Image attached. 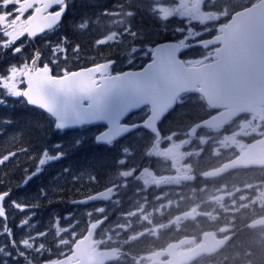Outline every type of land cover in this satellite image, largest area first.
Returning a JSON list of instances; mask_svg holds the SVG:
<instances>
[{
    "label": "flooded vegetation",
    "instance_id": "flooded-vegetation-1",
    "mask_svg": "<svg viewBox=\"0 0 264 264\" xmlns=\"http://www.w3.org/2000/svg\"><path fill=\"white\" fill-rule=\"evenodd\" d=\"M23 1L0 0V45L3 47L0 53V72L12 61L9 52H19L21 46L29 42L27 36L16 41L27 26L28 17L36 9L34 6L25 13L19 10ZM216 27L209 32L210 36L218 32ZM17 30L19 32L16 34ZM217 46L207 48V51H212V55ZM182 58L188 64L194 62L191 58ZM210 59L211 56L206 54L201 62ZM46 63H41L40 59L37 66ZM124 69L128 68L114 70L112 66L109 74ZM23 71L19 70L18 73L22 78L20 87L25 88ZM62 73L65 72L54 74ZM0 94L5 95L2 90ZM192 97H196L199 102L192 103ZM6 99L10 100L9 97ZM24 100L22 103L27 108L42 111L31 107ZM225 109L210 107L200 94L184 92L157 122V132L141 125L150 115V105H143L128 113L120 122L135 128L112 141L101 143L96 141V135L105 130L107 125H83L68 129L73 132V141L64 143V137L59 133L66 130H56L55 120L51 117L52 131L56 132L54 140L62 143L61 152L64 153L55 161L60 164L55 170L56 176L65 177L69 174L73 176L74 182L71 191H64V185L55 195L59 200L58 208L71 200V226L75 227V231L69 232L68 242H58L56 247L62 252L57 256L41 261L33 249L28 252L31 259H21L15 264H42L70 253L72 245L88 229L84 217L92 223L104 218L96 230L94 246L99 250L112 249L118 256L101 264H150L148 256L165 249L170 243L183 239V244L175 251H184L199 244L204 233L213 231L217 238L228 237V241L216 253L202 255L189 263L210 264L207 261L215 259L220 253L231 251L234 247L235 250H243L248 242L261 239L264 225L251 226L250 223L264 215V186L259 192L260 188L252 182L255 172L264 173V166L230 168L214 176L207 174L243 153L250 144L264 136V106L258 114L242 112L220 126H202L195 134L190 133L194 124ZM8 123L11 129L14 121L11 119ZM75 129L91 133L78 140ZM34 140L35 143L42 141L40 138L39 141ZM29 141L30 138L21 134H11L8 139L0 142H7L11 151L16 146H22L21 149L28 147L26 144L30 145ZM38 147H42V144ZM18 150L14 155L18 154ZM32 159L37 164L36 159ZM11 164L3 163L0 167L7 168ZM10 187L5 190L6 214H0V235L8 234L9 245L12 242L10 237L16 235L19 228L12 225L6 231L4 223H10L11 214L20 215L18 203L31 208L38 207L40 203L36 198L42 194L36 192V198L21 199L14 195ZM22 190L30 192L31 187L27 185ZM101 192L102 198L86 204L77 202ZM48 195L51 193H44V197ZM13 230L15 234H12ZM54 236L55 232H49V239ZM9 245L8 252L13 256L17 250L25 251L22 247L13 248ZM46 247L49 248L50 244H46ZM167 259L168 255H165L161 260Z\"/></svg>",
    "mask_w": 264,
    "mask_h": 264
},
{
    "label": "water",
    "instance_id": "water-1",
    "mask_svg": "<svg viewBox=\"0 0 264 264\" xmlns=\"http://www.w3.org/2000/svg\"><path fill=\"white\" fill-rule=\"evenodd\" d=\"M34 6L36 9L28 17L27 26L16 40L24 36L34 39L60 25L67 11V0H24L19 10L25 13ZM217 30L215 35L194 43L204 48L218 45L212 60L196 64H187L180 57L184 46L177 40L155 43L150 59L143 66L113 74H109L115 63L111 59L56 75L48 63L37 66V55L23 73L26 85L23 97L26 101L31 97L33 103H27L48 113L55 124L60 120L83 119V123L67 124L65 129L107 125L96 135L98 143L112 141L135 128L120 122L143 105H150V115L141 125L157 132V122L179 95L187 91L202 95L210 107H226L224 111L194 124L191 134L202 126H220L242 112L258 114L264 106V0L237 9L226 22L217 26ZM89 96L102 101L94 105L92 111H102L109 119H88ZM98 136L101 139H97ZM249 166H264V136L207 175ZM102 197L103 192L77 202L86 204ZM6 198L7 192H0L2 215L6 214ZM103 221L101 218L89 225L86 233L72 245L70 253L42 264H101L118 257L112 249L99 250L94 246L96 230ZM250 225H264V215ZM227 241L228 237L217 238L213 231H208L196 246L176 252L184 242L181 239L148 257L150 264H189L202 255L216 253ZM165 255L168 259L162 261Z\"/></svg>",
    "mask_w": 264,
    "mask_h": 264
},
{
    "label": "rangeland",
    "instance_id": "rangeland-1",
    "mask_svg": "<svg viewBox=\"0 0 264 264\" xmlns=\"http://www.w3.org/2000/svg\"><path fill=\"white\" fill-rule=\"evenodd\" d=\"M151 0V3L153 5V9L160 14L163 18L168 19L170 17L178 16L180 18H184L188 24L178 26L176 29L177 38L176 39H170V40H178L181 41L182 45L187 50L186 54L194 61L193 63H200L203 60V56L207 54V56H211L212 51H207L208 49H202L198 46H194V43L198 40L205 39L211 37L209 32L214 31V28L216 25L220 22H224L225 20H221L224 17H230L231 13H229L228 10V4L231 2L229 0ZM153 2V3H152ZM140 9V13L142 11H145V8L143 5L138 6ZM151 10V8H150ZM112 22H119L120 24H123L125 26V18L126 15L123 14L121 11L113 12V14L110 15ZM126 27V26H125ZM207 27L208 30L205 28ZM19 32V30L16 31V34ZM47 33V32H46ZM44 33V34H46ZM55 33V31H52L48 36H52ZM43 34V35H44ZM41 35V36H43ZM40 36V37H41ZM121 34L118 35L117 32L113 31L107 35H105L103 38H101L98 43L101 44H107L108 42H115V40H118ZM39 37H36L34 39H28L29 42L27 45H22L20 51H16L14 54H11L9 52V56L11 57L12 61L10 64L6 65L4 69L13 67L16 68L17 71L19 70H26L27 66L29 65L30 60L32 58L39 56V61L41 59V63L47 62L51 65L52 71L53 69L54 73H58V71L66 72L69 71L67 69H70V66L76 63H79L78 67L81 66H87L89 64V55L86 53H82L79 51L78 47H71L63 42H61L58 38L54 39H46L44 42L43 50H47V54L42 53L40 50L42 49V37L41 40L38 39ZM39 40V41H37ZM17 41V40H16ZM154 44H149L148 42L145 43H139L135 44L131 49L127 48V50L123 51L122 59H121V65L123 66L125 64H129V62L132 61H138L141 62L144 59H146L143 63L140 64V66L144 65L149 59H150V53L152 51V47ZM197 47V49H196ZM2 45H0V50L2 51ZM32 52L33 55L30 56L29 54ZM205 50V51H204ZM0 51V53H1ZM50 57L51 62L47 61V57ZM107 58L102 57L99 60L105 61ZM96 63V62H94ZM91 63V64H94ZM39 66V65H38ZM42 66V65H40ZM77 67V68H78ZM75 68V69H77ZM73 70V69H70ZM23 71V73H24ZM61 73V72H59ZM20 80L22 82V78L20 77ZM3 85L0 84V87ZM22 91L24 87L22 88ZM9 97L10 100H7L6 98ZM22 100H24L23 97H12L10 95H7L5 91V95L0 94V105L2 106H17L23 110L22 113H26L27 110H29V107L27 108L25 105H23ZM25 101V100H24ZM192 103H198L199 100L196 97L191 98ZM40 111V110H37ZM42 115L46 112L43 110L41 111ZM49 115L48 113H46ZM50 116V115H49ZM51 117V116H50ZM36 122V121H35ZM38 123V130L42 128L41 121H37ZM40 125V126H39ZM55 128V127H54ZM56 129V128H55ZM61 130V129H56ZM66 131H62L59 134L64 137V143L73 141L72 137L73 132L71 133V129H62ZM78 129H75L76 131ZM6 131V129H5ZM9 133L7 137H4L3 140L8 139V137L11 134H21L22 131L20 127H17L13 125L11 129H9ZM56 133V132H55ZM69 133V134H68ZM91 132H80L76 131L75 134L78 137V140H81L82 137L90 134ZM35 138H40L43 141L35 143V140L33 142H30L29 144H26V148L21 149L22 146H16L11 151L9 150V147L7 145V142H0V164L7 163L11 164L7 168L0 167V183L7 182L9 184L10 190H13V193L15 196L21 197H31L36 198L37 193L42 192L40 197L36 198V201L40 203L38 207L31 208L24 206L23 204L18 203L17 207L19 209L20 215L17 213L11 214L12 216L9 218L10 223L5 222L4 229L8 231L9 226L12 225H23V227H18L19 230L16 232L17 234L14 236H11L12 242H10L9 245V238L7 235H0V249H4L5 254L8 253V245L12 247L13 242L17 245V248L25 241H29V243H33V237H37V239L34 241L35 244H43L46 249L51 250L50 256H57L59 252H62L60 249H58L56 246L58 242L66 243L70 240V234L69 232L75 231V227L73 228L71 226L72 224V213H71V200L64 204L65 206H62L61 208H58V198L55 195V193L58 191V189H61L64 185H66V188H64V191H71V187L73 186V176L66 175L65 177H60V175L56 176L55 170H57L60 166L59 162L54 159L53 161H49L46 165H44L41 175L38 177H35V173L38 169H40L42 166L39 164V161L44 153L45 150L48 151L49 155H54L57 151L61 152L63 151L62 143L59 141H53L55 139V134H52L51 131H42L40 129L39 136ZM25 144V143H24ZM42 144V147H38ZM18 150V154L14 153ZM32 156L36 159L37 164H31L29 161L32 160ZM45 159H47L45 157ZM30 163V164H29ZM48 171V172H47ZM50 171L54 172L51 173ZM34 177V178H32ZM32 178V179H30ZM27 182V185L31 187V191H23L22 187H25L27 185H24ZM252 182H255L256 186H258L259 192H261L262 186H264V173L262 172H255L252 176ZM44 193L51 195H48L47 197H44ZM27 207V208H26ZM58 219V221H57ZM84 224L86 226H89L92 224L91 221L87 220L86 217H84ZM116 226L117 224H113ZM2 221L0 220V231L2 229ZM35 226V227H34ZM109 226L106 225L104 228H107ZM105 229H103L102 233ZM47 231V235H43V233ZM49 232H55V236L51 239H49L48 235ZM57 232L58 234L57 237ZM62 233V234H61ZM15 234L14 230L13 233ZM264 237V232L263 235ZM262 237V238H263ZM260 239L257 238L254 242L259 241ZM56 243H52V242ZM260 243V242H259ZM258 243V244H259ZM46 244H50V247L47 248ZM230 250L227 252L220 253L218 256H216L213 260H208L207 262H210V264H223V262L226 260ZM240 253L245 254L247 253V250L241 251ZM50 256H46L50 257ZM13 263L11 260L8 262V264Z\"/></svg>",
    "mask_w": 264,
    "mask_h": 264
},
{
    "label": "trees",
    "instance_id": "trees-1",
    "mask_svg": "<svg viewBox=\"0 0 264 264\" xmlns=\"http://www.w3.org/2000/svg\"><path fill=\"white\" fill-rule=\"evenodd\" d=\"M229 1L231 2L228 4V10L231 13L257 0ZM150 3L151 0H67L68 8L62 23L41 36L42 49L40 51L47 54V50H43L45 40L58 38L64 44L71 47L77 46L80 52L88 54L89 64L99 62L100 58L106 57L107 59L114 58L116 60L113 65L114 70L140 67V64L146 59L141 62L132 61L129 64L120 66L123 51L127 50V48L131 49L135 44L139 43L148 42L149 44H155L162 40L176 39L178 26L188 24L184 21V18L178 16L168 19L163 18L153 9V5ZM140 5L145 8V11L141 13L138 8ZM116 11H121L126 15L124 23L126 27L119 22H112L110 15ZM227 18L224 17L221 20ZM52 31H55V33L52 36H48ZM113 31L117 32L118 35L121 34V38L107 44L98 43L101 38ZM41 37L38 39L41 40ZM186 52L187 50L183 51L181 56L190 59ZM29 54L30 56L33 55L30 50ZM46 60L51 62L49 56ZM78 66L79 63L73 64L70 69H75ZM53 71H56V69H53ZM59 72L62 71L59 70ZM21 110L23 109L17 106L0 105V141H3V137L7 136L6 134H8L7 132L10 129L8 122L11 119L14 121L13 125L20 127L21 135L30 138V142H33L34 139L39 141L35 137L39 136L40 129L46 132L51 131L52 134H55L52 131V118L49 115L46 113L42 115L41 111L32 109L27 110L26 113H22ZM42 120H45V122L42 123V128L38 130L37 121L42 122ZM34 162L32 159L31 164L34 165ZM9 187L7 182L0 183V190L2 191L8 190ZM247 247V253H240ZM244 249L235 250L234 247L223 264H264V237L257 242H248L245 244Z\"/></svg>",
    "mask_w": 264,
    "mask_h": 264
},
{
    "label": "snow or ice",
    "instance_id": "snow-or-ice-1",
    "mask_svg": "<svg viewBox=\"0 0 264 264\" xmlns=\"http://www.w3.org/2000/svg\"><path fill=\"white\" fill-rule=\"evenodd\" d=\"M0 84H2L3 86L0 87V90H2L4 93L6 91L7 95H10L12 97H23L25 95V93L22 91L20 85H21V80H20V74L18 73V71L16 70V68L13 67H9L4 69L2 72H0ZM37 87H39V85H36ZM90 100V104L88 107V119L90 120H97V121H103V120H107L109 119L108 116H106L102 111H92L94 105L101 103V100H93V98L91 96L88 97ZM28 103H33L31 97L27 98ZM79 123H83V119H77V120H60L58 121L56 124H54V127L57 129H65L67 124H79ZM97 139H101V137H97ZM64 153L57 151L54 155L50 156L48 151L45 150L40 161L39 164L41 166L46 165L47 163H49V161H53L54 159H60L61 156H63ZM45 157L47 159H45ZM43 167H41L40 169H38L35 173V177H38L39 175H41ZM34 178V177H32ZM30 178V179H32ZM27 185V182L24 184ZM24 188V187H22ZM2 218V217H0ZM58 221V219H57ZM18 227H23V225H18ZM35 227V226H34ZM4 235H7V233H2ZM62 234V233H61ZM43 235H47V231H45L43 233ZM37 239V237H33V243H29V241L25 240L19 247H22L25 249L24 252H20L17 250V253L15 256L12 255L11 252H8L7 254H5L4 249H0V264H8L9 260L13 261V264H15L16 261H19L21 259H25V260H29L31 259L28 256V252L32 251L33 249L36 250L37 252V256L38 258L43 261L45 259L46 256H50L51 250L50 249H46L45 246L41 243L39 245H36L34 243V241ZM13 248H17V245L13 242L12 244Z\"/></svg>",
    "mask_w": 264,
    "mask_h": 264
},
{
    "label": "bare ground",
    "instance_id": "bare-ground-1",
    "mask_svg": "<svg viewBox=\"0 0 264 264\" xmlns=\"http://www.w3.org/2000/svg\"><path fill=\"white\" fill-rule=\"evenodd\" d=\"M114 59V58H113ZM115 60V59H114Z\"/></svg>",
    "mask_w": 264,
    "mask_h": 264
}]
</instances>
